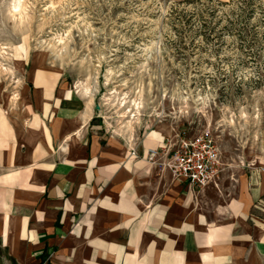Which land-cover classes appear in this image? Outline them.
Segmentation results:
<instances>
[{
  "label": "crops",
  "instance_id": "0c3cea01",
  "mask_svg": "<svg viewBox=\"0 0 264 264\" xmlns=\"http://www.w3.org/2000/svg\"><path fill=\"white\" fill-rule=\"evenodd\" d=\"M30 84L0 112L4 264H264L263 177L232 179L220 151V178L194 190L149 161L173 127L120 136L93 93Z\"/></svg>",
  "mask_w": 264,
  "mask_h": 264
},
{
  "label": "rangeland",
  "instance_id": "374dc122",
  "mask_svg": "<svg viewBox=\"0 0 264 264\" xmlns=\"http://www.w3.org/2000/svg\"><path fill=\"white\" fill-rule=\"evenodd\" d=\"M19 1L0 0V112L52 73L92 90L117 135L207 128L232 179L259 175L264 0H21L14 12Z\"/></svg>",
  "mask_w": 264,
  "mask_h": 264
},
{
  "label": "built area",
  "instance_id": "2783aa9c",
  "mask_svg": "<svg viewBox=\"0 0 264 264\" xmlns=\"http://www.w3.org/2000/svg\"><path fill=\"white\" fill-rule=\"evenodd\" d=\"M136 155V151H133ZM163 158V166L176 178H181L194 190L215 184L223 171L221 152L210 129L196 135L185 130L167 139L158 149L149 151V161ZM264 179V167L259 170Z\"/></svg>",
  "mask_w": 264,
  "mask_h": 264
},
{
  "label": "bare ground",
  "instance_id": "6f19581e",
  "mask_svg": "<svg viewBox=\"0 0 264 264\" xmlns=\"http://www.w3.org/2000/svg\"><path fill=\"white\" fill-rule=\"evenodd\" d=\"M17 3H18V2H17ZM14 4H15V3H14ZM12 8H13V7H12ZM20 8H21V0L19 1V3H18L17 5H14V8H13V9H14V12H19V11H20ZM78 87H79V85H78ZM84 87H85V86H82V88H84ZM80 88H81V87H80ZM80 88H79V89H80ZM89 88H90V87H89ZM84 89H85V88H84ZM76 90H77V89H76ZM80 90H81V89H80ZM81 91H84V90H81ZM81 91H80V92H81ZM80 92H79V93H80ZM85 92H87L86 94H89V93H92L93 91H92V90L90 91L89 89H86ZM77 93H78V92H77ZM81 94H82V93H81ZM83 94H84V93H83ZM89 95H90V94H89ZM89 95H88V96H89ZM90 99H91V98H90Z\"/></svg>",
  "mask_w": 264,
  "mask_h": 264
},
{
  "label": "water",
  "instance_id": "95a60500",
  "mask_svg": "<svg viewBox=\"0 0 264 264\" xmlns=\"http://www.w3.org/2000/svg\"><path fill=\"white\" fill-rule=\"evenodd\" d=\"M99 108V107H98Z\"/></svg>",
  "mask_w": 264,
  "mask_h": 264
}]
</instances>
